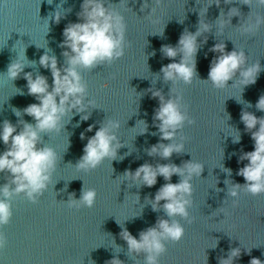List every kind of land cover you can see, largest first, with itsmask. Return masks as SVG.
<instances>
[{
    "label": "water",
    "instance_id": "95a60500",
    "mask_svg": "<svg viewBox=\"0 0 264 264\" xmlns=\"http://www.w3.org/2000/svg\"><path fill=\"white\" fill-rule=\"evenodd\" d=\"M48 2L51 0H0V124L5 119L13 124L20 119L35 123L32 117L26 114L17 117L13 112V108L23 109L38 102L27 94L23 74L15 81L5 75L21 49L25 48L28 60L37 62L25 67L24 72H31L34 77L44 75L50 85V70L38 63L45 51L42 47L52 49L59 65H64L61 55L64 49L58 45L63 40L65 26L78 22L77 13L83 0ZM215 2L163 0L156 6L155 0H147L149 7L142 11L145 0H105V3L117 4V10L124 15L126 41L130 46L124 57L111 65L81 70L89 98L96 101L98 108L89 109L91 116L87 121H82L77 114L69 122V114L63 120L66 125L60 133L43 134V142L58 154L57 167L48 189L37 203H31L23 194L14 197L11 221L0 229L7 240L6 247L0 250V264H106L113 258L120 259L123 264H143L142 255L136 257L128 253V245L120 232L122 227L127 228L138 239L140 231L153 226L158 217L165 216L162 209L154 212L146 198L154 199L166 181L158 177L155 186L138 188L122 174L125 170L135 171L145 162L181 165L191 159L204 164L201 177L192 180L193 204L189 213L193 222L177 218L185 227V236L179 243L167 244L160 264H219L220 258H227L230 248L241 249L234 264H249L253 257L264 261V194L253 197L241 191L234 206L233 198L227 197L224 183L226 179L245 183L236 173L248 162H238L239 156L241 149L253 151L254 142L245 131L240 114L247 110L258 117L264 116V112L255 107L259 97L264 95V71L255 84L244 88L242 97L238 77L230 80L229 87L222 90L201 81L207 79L210 63L217 55L209 49L218 42H224L229 52L235 48L245 50L249 64L259 60L264 67V26L254 34H244L239 28L249 17L254 20L256 15L264 16V7L258 6L255 0L251 7L243 4L244 0H232L228 4L220 0L219 6ZM151 7L155 10L149 14ZM232 7L238 8L241 16L232 17L231 24L221 32L215 20L221 9L226 14ZM56 11L64 14L59 24L54 20ZM199 19L212 24V31L198 38V42H203L207 37V43H202L196 56L198 77L191 85L180 82L175 86L196 123L186 124L178 134V140L180 135L186 137L184 153H174L170 160L151 157L146 150L160 142L158 129L153 125L154 110L159 102L152 98L149 89L161 90L166 97L174 95L170 93L171 82H165L160 73L163 65L173 61L163 57L160 49L163 45L175 46L185 29L195 32ZM180 59L178 55L175 62ZM105 84L108 86L104 87ZM17 88L24 94L17 93ZM229 114L231 119L227 118ZM107 118L121 123L117 135L125 146L118 150V155L130 154L123 160L106 159L87 173L77 170L74 165L83 155L87 138L94 135ZM139 120L148 124L144 134H140L144 125ZM89 125H95L92 132H86ZM236 130L241 134L240 143H233ZM81 133L85 134L83 140ZM4 149L0 142V152ZM221 164L232 170L231 177L221 170ZM6 178L7 174L0 173V185L6 183ZM179 179L173 175L171 182L178 183ZM83 187L96 189L95 205L70 208L65 202L73 194L79 199ZM135 195L139 196V202ZM216 241V247L212 248Z\"/></svg>",
    "mask_w": 264,
    "mask_h": 264
},
{
    "label": "clouds",
    "instance_id": "9594fccd",
    "mask_svg": "<svg viewBox=\"0 0 264 264\" xmlns=\"http://www.w3.org/2000/svg\"><path fill=\"white\" fill-rule=\"evenodd\" d=\"M121 2V0H120ZM232 0H224L231 3ZM49 3V2H48ZM52 3V0L49 4ZM163 0H155L159 6ZM253 0H244L243 4L251 7ZM258 6L264 7V0H255ZM215 4L220 5V0ZM117 4L105 3V0H83L81 10L77 13L78 22H70L63 29V40L58 45L64 49L61 55L64 65L60 66L57 56L52 49H45L44 54L39 57V65L50 70L52 84L44 75L24 72L25 67L35 65L36 61L27 59L25 48L21 49L17 59L13 60L7 67L6 77L15 81L21 77L27 81V94L33 96L37 103H31L23 109L13 108L17 117L28 115L35 123H29L23 119L17 124L5 119L0 124V142L5 146L0 152V173L7 174L6 183L0 185V229L8 225L13 216L12 201L14 197L23 194L28 201L35 204L38 198L48 189L52 181L53 173L57 167L58 154L56 150L43 142V134L60 133L66 124L65 117L71 114H80L82 121H87L91 112L89 109L98 108L96 101L89 98L88 85L84 80L81 70H93L97 66L109 64L124 57L129 43L126 41L127 25L124 15L117 10ZM211 4H209L210 6ZM208 6V7H209ZM147 0L142 7L148 8ZM155 9L151 7V14ZM208 8L204 10L206 16ZM70 11V9H69ZM201 13H199L200 17ZM64 14L56 11L54 20L59 24ZM234 16H241L238 8L232 7L226 14L221 9L219 17L215 20L219 30L222 32L226 25L231 24ZM227 17L228 19H224ZM261 26H264V16L256 15L254 20L249 17L239 28L244 34H254ZM49 30V23H47ZM47 30V32H48ZM212 31V24L199 19L197 30L190 32L185 29L179 36L175 46L163 45L160 51L163 57L173 62L163 65L160 73L165 82H171L170 93L166 97L161 90H152V98L158 99L159 106L154 110L153 125L158 129L160 142L147 149L151 157H159L161 160H170L173 154L184 153L186 137L178 134L182 132L185 125H194L196 120L189 115L188 106L183 103V97L177 93L176 85L182 82L191 85L198 77L196 70V56L202 43H207V37L203 42L198 38ZM46 32V33H47ZM160 35H163V31ZM209 51L217 53L212 59L209 67L208 77L201 80L210 82L212 87L218 90L225 89L230 80L238 77L241 86V97L244 88L256 83L264 67L259 60L248 63L245 50L235 48L226 51L224 42L215 43ZM52 53V54H50ZM155 55V53H152ZM180 56L179 62L175 58ZM108 85L105 84L104 87ZM17 93L23 95V90L17 88ZM242 100V99H241ZM238 103H241L237 100ZM251 107L250 103H247ZM258 111L264 112V95H261L255 104ZM231 119L230 114L227 115ZM240 120L245 126V131L250 134L254 142L253 151H243L238 162L247 161L240 167L236 175L244 178L245 183H234L226 179L227 197L233 198V205L238 203V197L243 191L251 196L264 194V116H256L247 110H242ZM144 125L140 134L148 131L145 120H139ZM95 125H89L86 132H92ZM121 123L117 119L107 118L100 123L95 134L87 138L83 148V155L74 165L79 171L85 173L98 168L106 159L123 160L125 156H119L118 150L125 145L121 143L118 131ZM19 129V130H18ZM233 138V143H240L241 134ZM156 135L157 133H152ZM82 140L85 134L81 133ZM167 141V143H164ZM221 170L229 177L232 175L230 168L221 164ZM204 164L193 159L183 162L181 165L175 163H152L145 162L132 170H125L122 176L140 187H153L157 184V178L163 177L166 181L155 193L154 199L146 198L154 212L161 209L165 216L158 217L156 223L139 232L137 239L127 228L122 227L120 237L128 245V253L143 256V264H160V257L167 252V244L179 243L185 236V227L180 219L192 223L189 208L193 204V184L195 177H201ZM173 175L178 176L179 182L172 183ZM222 191V189L217 188ZM139 202V196L135 195ZM97 191L94 188L81 189L79 199L75 195L65 202L70 208H92L95 205ZM163 201V203H161ZM180 218V219H177ZM6 236L0 231V250L6 247ZM218 241H216L215 248ZM241 255L240 248H230L227 258H220L219 264H234V260ZM106 264H123L118 258L107 261ZM249 264H264L259 258L253 257Z\"/></svg>",
    "mask_w": 264,
    "mask_h": 264
}]
</instances>
